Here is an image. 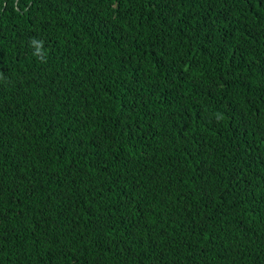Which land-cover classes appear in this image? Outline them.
I'll list each match as a JSON object with an SVG mask.
<instances>
[{
	"label": "trees",
	"instance_id": "obj_1",
	"mask_svg": "<svg viewBox=\"0 0 264 264\" xmlns=\"http://www.w3.org/2000/svg\"><path fill=\"white\" fill-rule=\"evenodd\" d=\"M0 264H264V0H0Z\"/></svg>",
	"mask_w": 264,
	"mask_h": 264
},
{
	"label": "clouds",
	"instance_id": "obj_2",
	"mask_svg": "<svg viewBox=\"0 0 264 264\" xmlns=\"http://www.w3.org/2000/svg\"><path fill=\"white\" fill-rule=\"evenodd\" d=\"M30 43L33 45H38L39 43H42V42H38L37 40L33 39L32 41H30Z\"/></svg>",
	"mask_w": 264,
	"mask_h": 264
}]
</instances>
